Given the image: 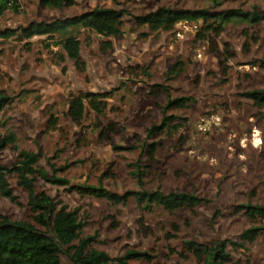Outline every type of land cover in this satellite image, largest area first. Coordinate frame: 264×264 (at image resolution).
Instances as JSON below:
<instances>
[{"label": "rangeland", "instance_id": "374dc122", "mask_svg": "<svg viewBox=\"0 0 264 264\" xmlns=\"http://www.w3.org/2000/svg\"><path fill=\"white\" fill-rule=\"evenodd\" d=\"M0 30L19 29L31 22L49 23L95 8L123 11L122 35L98 36L78 31L80 58L69 59L57 45L62 35L29 41L0 40V135L17 137V151L40 152L38 166L70 185H101L123 194L140 191L131 165L146 171L144 190L189 193L208 202L169 213L141 210L134 199L114 206L81 196L68 188L38 179L35 192H45L78 211L81 237L96 236L92 248L111 257L128 251L148 253L151 262L132 264H199L184 243L212 245L235 241L264 220L249 219L236 208L264 206V106L255 107L245 93L264 92V22L233 21L218 33L202 32L201 23L181 22L170 32H151L134 18L171 10H241L264 12V0H71L60 9L40 0H4ZM69 0H65V3ZM16 8V10L14 9ZM29 43V44H27ZM81 93L106 95L97 115L87 106L80 124L69 116L70 98ZM189 99L175 109L179 130L172 136L149 137L162 120L169 99ZM56 120V125L53 121ZM157 148L151 160L147 147ZM16 150L0 153L7 167ZM150 166V168H145ZM18 205L0 196V216L33 221L28 193L9 177ZM246 249H229L230 264H264V232ZM62 264H71L66 255Z\"/></svg>", "mask_w": 264, "mask_h": 264}, {"label": "trees", "instance_id": "16d2710c", "mask_svg": "<svg viewBox=\"0 0 264 264\" xmlns=\"http://www.w3.org/2000/svg\"><path fill=\"white\" fill-rule=\"evenodd\" d=\"M69 0H40V6L60 9L71 6ZM7 9V3L0 0V15ZM16 10V8H14ZM125 13L114 9L95 8L78 16L57 19L49 23L31 22L26 27L19 29L0 30V40L16 39L29 41L34 37H47L62 35L57 45L63 53L71 59L80 58V40L78 31L86 29L94 34L106 38H117L122 35V25ZM135 23L140 27H147L151 32H170L175 25L181 22L195 25L202 24V32L218 33L224 25L233 22H244L250 25H258L264 22V12H243L241 10H229L210 13L207 10H171L160 8L156 12L144 16L135 17ZM29 44V43H27ZM245 97L252 101L257 108L264 106V92L252 91L245 93ZM106 95L81 93L70 98L68 109L70 118L80 124L84 118L86 106L101 115L106 108ZM8 102L7 98L0 97V110ZM189 104L187 98L169 99L162 108V120L158 126L152 127L149 137L161 135H174L180 128L177 124L178 117L171 114L175 109L186 108ZM56 125V120L53 121ZM17 137L10 132L0 135V153L8 148L16 150L15 163L4 166L0 162V196L11 203L19 204L9 177L17 178V185L28 193V206L33 216V221L51 235L38 230L29 221H10L0 216V264H62L61 257L66 255L73 264H132L134 261L151 262L152 256L148 253L128 251L122 257H111L107 253L92 248L96 236L82 238L84 223L79 219L78 211H69L65 205L56 201L45 192H35V183L38 179L47 184L68 188L81 196H91L95 199L105 200L114 206L126 205L130 199H134L139 208L151 212L154 208L163 209L173 213L183 208H195L206 202L200 197L189 193L164 194L160 190H144V176L146 171L137 163L131 165V176L135 179L140 191H127L123 194L105 189L101 185H70L64 177H58L57 173L65 172L69 166L59 169L51 164L54 174L50 175L46 170L38 166L40 152L17 151ZM157 148L154 145L147 147V153L151 160L154 158ZM150 168V166L145 167ZM249 219L264 220V206L240 205L236 208ZM264 232V227H257L244 231L235 241L221 240L212 245H197L192 241L184 243L185 252L195 257L199 264H230L232 261L229 249L237 251L246 249V244H252L259 235ZM71 262V261H70Z\"/></svg>", "mask_w": 264, "mask_h": 264}, {"label": "water", "instance_id": "95a60500", "mask_svg": "<svg viewBox=\"0 0 264 264\" xmlns=\"http://www.w3.org/2000/svg\"><path fill=\"white\" fill-rule=\"evenodd\" d=\"M70 261H71V264H73L72 260H70Z\"/></svg>", "mask_w": 264, "mask_h": 264}]
</instances>
